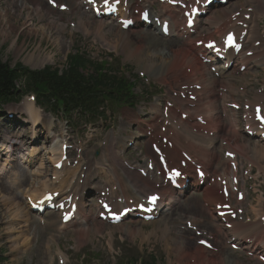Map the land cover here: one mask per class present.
Listing matches in <instances>:
<instances>
[{"label": "rangeland", "instance_id": "374dc122", "mask_svg": "<svg viewBox=\"0 0 264 264\" xmlns=\"http://www.w3.org/2000/svg\"><path fill=\"white\" fill-rule=\"evenodd\" d=\"M243 1L238 0L237 4ZM83 12L79 8L74 12L71 18L76 26L70 27L65 22L67 15L66 17L62 14L59 15L50 9L44 0H0V59L10 66L21 63L29 68H41L46 64L63 67L69 53L78 50L90 58H98L105 54L104 50L108 47L111 51L117 50L119 52V57L126 65V75L128 76H135L139 70L144 71L148 65L156 64L158 66L160 64V60L157 59L156 62H152L150 59L160 56L161 50H167L168 41L166 39L137 28L128 32L129 41L124 45L117 40L118 29L107 21L95 19L92 15ZM81 23L87 25H85L87 30L84 31L80 26ZM100 24L101 33L98 35L95 30ZM148 34L155 38L146 39ZM113 44H116L115 49H113ZM34 51L40 53L39 58L32 56V60L27 62ZM162 55L164 56V54ZM48 57L50 59H45ZM43 61H46V64ZM155 73L156 71L153 74ZM256 80L264 81L263 68L255 67L254 70L247 71L244 76L238 78V84L250 82L255 89L259 84ZM135 91L142 94L139 97L140 100H146L145 102L140 101L137 110L150 111V105L154 103L147 102L149 91L143 89L142 83H139ZM215 93L214 88L211 94L212 98L215 97ZM131 114V111L125 109L123 117L126 121H131L128 123H135L129 117ZM48 117L49 115H46L45 118ZM147 118H150V115ZM99 124L101 125V122ZM94 134H101V137L105 138L107 132L97 128ZM236 138L239 141L247 142V139L242 135H237ZM40 158L45 162L43 152ZM36 167L37 164L32 165L29 170L33 172ZM14 173L15 168L6 175L2 184L9 185L13 180ZM19 173L22 178L27 176V170L24 168H21ZM35 178L32 177L31 179ZM31 183L28 180L25 185H31ZM2 186L0 185V188ZM8 196V191L2 190L0 192V256L6 257L8 264H48L47 259L51 256L52 249L58 247L67 251L69 264H79L80 253H83L84 250L87 251V262L85 261L84 264H107L110 258L106 249L108 244L114 249V254H117L118 261L121 262L127 260L133 262L141 257L148 260L151 255H155L161 256L163 261L166 258L165 264H179L174 256L176 244L173 242V238H163L160 230L154 235L143 236V233L147 234V232L159 228L158 225L161 220L174 222L177 227L181 225L182 222L175 221L176 216L182 210L179 205L173 212L164 215L161 220L149 224L141 225L140 222L130 221L126 225L127 228H139L138 235L133 237L132 235L120 236L112 227L103 226L94 220L90 223V236L81 239L77 238L75 231L59 234L54 228L45 230L38 225V219L32 214L24 217L25 222L13 223L14 220L11 218L14 215L13 211L16 204L19 205V202L22 204V206L19 205L20 210L25 214L26 203L22 193H17L16 204L14 202L13 204L8 203L6 199ZM186 198L192 199L191 205L194 207V211L184 214L182 219L189 215L201 216L205 214L200 204V196L194 192H189ZM88 214L92 217L90 210ZM19 229H23V231L18 233ZM98 233L102 234V237L97 236ZM227 257L235 259L240 264H258L256 260L248 257L240 258L235 254L227 255Z\"/></svg>", "mask_w": 264, "mask_h": 264}, {"label": "bare ground", "instance_id": "6f19581e", "mask_svg": "<svg viewBox=\"0 0 264 264\" xmlns=\"http://www.w3.org/2000/svg\"><path fill=\"white\" fill-rule=\"evenodd\" d=\"M62 1L60 0V3H62ZM65 1H67L69 3V10H73L74 6L76 5V1L75 0H65ZM263 3L264 2L262 0H256L255 6H254V12H253L252 18L249 22L248 34L245 37V44H246L245 49L252 48V43L255 40H258V39L261 40L262 39L261 36L260 37L257 36L256 31H255L256 27H257L256 22H255V17L259 13L260 9L264 10V4ZM221 8L222 9L218 10V12H217L218 16L227 17L228 11H226V9L223 7H221ZM208 24H212V26H213L214 20H207L206 19L204 22H201V25H200V28L202 30L201 32L209 31V29L207 28ZM85 25L86 24H84V23L80 24V26L84 29V31L87 30V28H86L87 25L86 26ZM177 25H178L177 22L173 21L171 28L175 29ZM132 30H135V28L133 27ZM153 31L155 32V30H153ZM128 32H129V30L128 31L118 30L116 36H118L117 40L119 41V43H121V44L124 43V45H125L129 41L128 40L129 38L127 35ZM95 33L100 35L101 24L97 27V29L95 30ZM177 35H178V33H177ZM154 38L155 37L151 34H148V36L146 37V39H154ZM195 38L196 37L194 36L192 39H188V40H179V41L174 40V39L167 40L168 41L167 50L166 51L161 50V53L164 54L165 57L162 54H160V56H158V57L156 56L150 60L152 62H156L157 59L160 60L161 61L160 66H163L164 72L179 69L182 66L191 68V72L196 77L198 83L203 85V89L200 92L203 95V97L205 98V100L201 104H202V107L204 106L205 113L208 116V115H210V113H213V111L216 109L214 107V102L212 101L213 99H210L209 97H210L212 87L214 85L218 84L220 79L216 78L210 72L209 68L205 64L200 62V60L198 59V57L196 55L197 48L195 46H193V44H192V43H194L193 40ZM113 46L115 48L116 44H113ZM255 50H257V49H255ZM35 51L33 52V54L30 55L29 60L27 62H30L32 60V56H34L35 58H39L40 53L39 52L35 53ZM263 56H264V51H262L260 48L256 55H254L252 57H244L241 54L240 59H241V63H244V62H247L250 60H253L256 62V58H258V57L261 58L260 60H262V59L264 60V58H262ZM45 59H50V58L48 57ZM43 63H46V61H43ZM151 69L152 68L146 66L147 71H150ZM153 69H155V64H153ZM219 70L221 72V80L230 81L233 78V75L231 73H226L221 68H219ZM23 110H24V108H23ZM27 110L31 113L34 120L36 118H38V114L34 112L31 105L27 106ZM253 148H254V146H253ZM255 153L257 156L264 155V148L263 147L256 148ZM34 154L35 153H32V155H34ZM39 169H43L41 164H39V166L37 167V170H39ZM103 172H105V171H103ZM14 174L15 175L13 177V180H12V182H10L9 185L2 184V183H4V178L6 177V175L3 179L0 180V182H1L0 185H3L0 188V192L2 190L9 192V196L6 197V199L8 200V203H11V204H13V202L16 204L15 200L17 198V193H24L25 191L27 192L28 189L30 188V186L27 187V185H25V182L27 181L26 177L24 179H21V177H17V172H15ZM56 175H57V172L54 170V172L51 174V176H56ZM49 181H51V183H53V181L51 179H49ZM36 193L39 196H41L43 194L42 190H40L38 192L34 190L33 195L34 196L37 195ZM4 201H6V200H4ZM19 205L22 206V204L20 202H19ZM19 205L16 204L15 209L13 211L14 215L11 219H16L19 217L24 218L25 216L31 215V212L29 211L28 205L25 207V214H23V212L20 210L21 207ZM173 207H174V205H173ZM183 208H184V210L182 209V211H180V214L181 213L185 214L186 211H193L194 210V208L191 205H189V203L185 204V206ZM206 211L209 212L208 209H206ZM177 216L181 217L180 215H177ZM201 217L203 218V216H201ZM50 219L52 221L51 223L53 224V226L58 228L60 222H57V217L54 215H51ZM16 220L21 221L20 219H16ZM158 220H161V218L159 217ZM72 223L77 224L78 220L74 221ZM143 223L147 224L145 222H143ZM168 223H170V222H167V221L165 222L164 220H161V222L158 225L159 228L150 231L148 235H154L157 230H160L162 232L163 238H165V239L166 238L167 239L172 238V233L174 232L173 230L175 229L176 226H174V222H171V224H173V225H169ZM204 225L206 228H202L201 230H206V229L211 230L212 222H210V220H208V219L205 220V222L203 223V225H201V227H204ZM67 226H69V225H66L63 227H67ZM251 226H252V224H244V223L236 224L234 229L231 230V236L232 235H238V236H241L242 238H245L248 236H254L257 239L264 240L263 231L253 230V232H250ZM90 230H91V227L87 226V227H82V228L76 229L75 233L77 234V238L83 239V238H88L90 236ZM128 230L130 232V236L132 235V237L135 235H138V233H139V228L129 227ZM179 232L182 236L190 233L187 230H184V232L177 230L175 232V235H178ZM174 240L176 242L175 243L176 245L174 248V256L176 257V261L179 264H190L188 260H189L190 256L192 255L193 250L195 251L196 257H197L194 264H220V262H221V258L219 259L218 254H215V253L211 252L210 250H207L201 246L196 245L195 240H192L191 237H189V236H187V241L184 244L181 243L184 240L182 237H180V239L174 238ZM25 242H24V244H25ZM220 255L223 256L224 253H221ZM226 264H240V263L235 261V259L230 258L229 260H227Z\"/></svg>", "mask_w": 264, "mask_h": 264}, {"label": "trees", "instance_id": "16d2710c", "mask_svg": "<svg viewBox=\"0 0 264 264\" xmlns=\"http://www.w3.org/2000/svg\"><path fill=\"white\" fill-rule=\"evenodd\" d=\"M87 68L93 69L92 73L88 72L84 75L79 71ZM101 68L102 65L84 60L75 54L68 57V68L60 75L55 69L48 67L39 71H29L20 65L12 68L0 59V103L13 99L18 93L14 83L24 77L35 86L40 98L46 103L55 100L58 103H65L66 106L73 103L87 107L102 91L110 94L115 103L128 101L130 98L123 96L122 93L129 92L131 84L102 73Z\"/></svg>", "mask_w": 264, "mask_h": 264}, {"label": "snow or ice", "instance_id": "6c2138e0", "mask_svg": "<svg viewBox=\"0 0 264 264\" xmlns=\"http://www.w3.org/2000/svg\"><path fill=\"white\" fill-rule=\"evenodd\" d=\"M192 11H193V12H196L197 9L193 8ZM189 23H191V21H189ZM228 43H229V44H232V43H233V37H232L231 35H229V37H228ZM209 47H213V45L210 44ZM237 47H238V46H237ZM174 174H175V175H179L178 172H177V173H174ZM57 195H58V194H57ZM50 199H51L50 196L45 197V200H46V201H47V200H50ZM157 199H158V198H157L156 196H151V197H149V202H150V203H154ZM61 207H62V205H61ZM104 207L107 208L108 206L105 205ZM141 207H143V206H141ZM127 211H129V210H128V209H125V212H127ZM114 218H116V217H114ZM65 219H67V216H65ZM201 243H204V241H201Z\"/></svg>", "mask_w": 264, "mask_h": 264}]
</instances>
